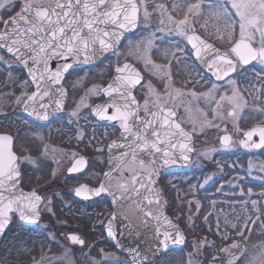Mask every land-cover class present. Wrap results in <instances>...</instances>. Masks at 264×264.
<instances>
[{
	"label": "rangeland",
	"instance_id": "374dc122",
	"mask_svg": "<svg viewBox=\"0 0 264 264\" xmlns=\"http://www.w3.org/2000/svg\"><path fill=\"white\" fill-rule=\"evenodd\" d=\"M138 1L141 5V30L135 36L126 39L125 46L118 53L108 57L101 66L76 73L70 79L73 97L66 120L69 115L75 117L78 123L76 128L69 131L68 123L65 124L63 120L52 127L34 126L18 110L17 116L13 115L5 121L0 120V130L16 132L19 129L22 135H25V141L33 145L32 151L36 156L23 150V158L27 165H31L32 170L37 166H40L41 170L43 166L45 173L53 177L50 184L40 189L45 192L46 197L41 205L43 215L38 227L29 230L18 226L16 221L7 236L3 253L9 264H130L128 258L113 248L102 236L101 223L109 213L108 208L102 203L87 207L79 206L72 200H65L66 197L71 198L70 195L65 197L61 193L60 181L65 174L62 171L61 174L54 173L50 167L52 160L59 162V166L68 164L67 162L81 150L83 145H80L79 138L82 130L87 131L89 143L99 146V151L103 152L106 139L115 135L116 130L95 127L89 117V108L100 98V88L111 76L114 64L128 57L136 59L135 62H141L148 74V80L143 85L148 106L152 107L159 103L178 111L180 122L194 134L195 151L187 172L173 171L165 178L167 183H172L176 200L180 204L186 202V209H183L185 221L190 223L193 216L191 211L194 212L197 208L200 195L222 193L221 197L211 196V199H207L205 211L208 212H204L201 218V225L204 226L208 215L214 216L215 232L220 243H215L213 239L207 237L200 241L192 239L183 250L171 252L159 263L235 264L246 249L242 243L247 242L249 247L246 255L238 264H248L253 256L264 250V225L261 216L264 189L260 191L262 194L254 193V187L259 186L254 183L264 182V153L256 156L250 145L245 147L247 141L244 138V133L250 128L264 127V98L260 100L261 91L257 90L260 87L253 91L247 87L246 93H243L238 89L239 82L235 79L224 86L211 83L210 77L206 78L198 71L186 46V35L194 28L189 22L187 26H183L182 33L177 24L186 14L188 20L190 15H198L200 29L206 34H212L222 44H226L230 39L228 25L234 26L235 35L239 36L237 25L239 16L236 8L232 6L233 0H172V7L175 9L180 6L182 8L179 12H184L182 19L178 20L170 19L169 12L158 7L162 5V0ZM148 2L153 7L152 10L147 7ZM197 3L199 10L194 14L188 13V6ZM229 7H232L231 12ZM145 8L148 12L147 17L144 15ZM225 34L226 37L223 38ZM6 61L11 64L4 58L0 61V114L16 110V106L24 101L31 90L30 83L22 73L17 74L13 68L11 70L5 68ZM171 64L173 71L184 75L183 78L178 77L176 73L172 74ZM249 72L245 79L253 80L252 88L264 82V64L257 63ZM233 111L235 115H230L229 113ZM73 112L77 115H72ZM258 120L260 121L257 122ZM58 132L67 135L69 132L75 133L74 137H71L74 142L63 149L57 145L43 143L45 134ZM224 133L232 135L229 145L220 142V136ZM222 161L227 164L230 177L228 180L215 182V179L222 175L220 167ZM103 163L102 157L98 169H101ZM235 165L238 166V173L232 171ZM99 174V170L91 172L88 178L97 180ZM240 177L252 183H244L247 186L245 191L237 184ZM188 181H193L190 190L184 186ZM76 182L69 179L67 184L72 186ZM49 186L54 189L47 190ZM64 189H68L66 185ZM233 192L237 194L235 201L222 200L225 195L234 196ZM53 194L59 199L57 203L59 211L55 208L56 204L49 203ZM241 195H245L242 200L238 199ZM253 201L256 202L255 205ZM78 212L87 219L90 232L96 236L94 242H88V235L79 228L80 225L70 223V219L62 217L63 213L72 214L74 217ZM217 219H221V226ZM48 220L53 223H49ZM241 232L243 235H239ZM72 233L78 234L83 240L82 246L70 242L69 234ZM233 243L238 244V247L232 248ZM224 248L229 251H221ZM8 256L12 260L8 259ZM237 257L239 259H236Z\"/></svg>",
	"mask_w": 264,
	"mask_h": 264
},
{
	"label": "snow or ice",
	"instance_id": "6c2138e0",
	"mask_svg": "<svg viewBox=\"0 0 264 264\" xmlns=\"http://www.w3.org/2000/svg\"><path fill=\"white\" fill-rule=\"evenodd\" d=\"M232 6L236 8L239 16V39L234 41L229 51L220 52L199 36L187 37L198 59H203L202 52L207 54L205 50L216 54L209 67H216L217 60L220 61L221 67H216L217 79L235 71L238 63L250 64L252 61H258L264 64V0H233ZM198 10V3L188 6V13L194 14ZM138 11L135 0H0V48L5 49L13 59L28 68L36 87V91L28 96V100L42 101L45 96L50 95L52 85L61 84L63 74L72 67L71 62L81 59L88 62L93 57L112 50L122 36L121 30L136 25ZM6 14L7 19L4 18ZM144 15L148 16L146 8ZM177 24L183 33V26L189 24L188 15ZM228 28L231 38L235 35L234 26L228 25ZM53 59L62 60L64 63L53 69L50 63ZM2 60L3 57H0V61ZM126 70L127 76L117 75L114 81L103 89L110 97L109 102L97 105L94 109L101 119L119 122L122 129L121 140L113 141L109 148L118 147L125 150L118 156L111 157L110 170L104 173V182L98 188L81 185L75 189V195L87 199L112 189L119 192V197L112 192L116 199H130L132 194H135L141 199L134 200L133 203L144 216L160 220L163 214L154 216L151 210L145 211L141 207V201H146L148 205L160 203L159 190L153 188L156 183L154 177L160 166L158 160H162L164 164L175 162L173 150L177 148L176 138L190 137L173 119L175 112L159 103L156 111H151L146 100L143 106L144 115H141V106L132 93L135 85L140 83L141 77L139 72L128 64L116 69L117 73ZM57 91L62 100L65 90L60 87ZM58 106L62 105L58 102ZM40 107L47 108V105L42 103ZM110 108L114 110L111 114ZM36 114L42 119L48 118L47 112ZM229 114L235 115V111ZM72 115L77 113L73 112ZM257 134L259 143L253 142L251 146L264 148V127L257 126L248 131L246 136L251 141ZM223 139L227 142L230 138L225 136ZM11 142V137L0 136V233L10 222V213L13 212L18 213L21 220L36 223L40 214L39 205L44 199L35 190L24 192L18 187V158L11 150ZM248 146L245 143V147ZM179 147L180 155L187 160L184 150L191 149L186 144H180ZM141 154H145L148 159L145 160ZM76 164L77 166L69 171L80 170L78 166L86 164V161L81 158ZM141 189L144 190L143 193ZM255 203L253 201V205ZM163 220L169 225L172 224L166 216H163ZM107 230L109 236L115 237L112 220L109 221ZM157 233L159 234V229ZM170 238L171 234L165 231L163 240L160 241L163 247L167 248L166 241ZM71 239L76 243H84L75 235L71 236ZM179 242H183L182 235L179 236ZM231 247L237 248L238 244L233 243ZM221 251L228 252L229 249L224 248ZM248 264H264V250L253 256Z\"/></svg>",
	"mask_w": 264,
	"mask_h": 264
},
{
	"label": "flooded vegetation",
	"instance_id": "af4514ba",
	"mask_svg": "<svg viewBox=\"0 0 264 264\" xmlns=\"http://www.w3.org/2000/svg\"><path fill=\"white\" fill-rule=\"evenodd\" d=\"M162 5L165 6L164 9L169 12V15L172 18V20H178L179 18L182 19L183 15H184V12H182V13L179 12L180 8H182V7L179 6V7L174 9V7H172V0H168V1L162 0ZM147 7L149 9H151V10L153 8L150 5V3H149V5ZM231 10H232V7H229V11L230 12H231ZM4 18L7 19L8 15L6 14L4 16ZM140 18H141V10H140ZM235 19H237V18H235ZM198 21H199L198 20V15L197 16H195V15H190L189 16V22H190L192 27L194 26L193 27L194 29L192 31H190L186 35V46H187V48L189 50V55H190L193 63L199 69L198 71H200L201 74L204 75V77H206V78L210 77L211 78V83H214V84L219 85V86L220 85L224 86L228 82H230V81L235 79V80H237L239 82L238 83V89L241 90L243 93H246L247 87L249 88L250 91H253L254 89L260 87L257 90L261 91L260 100L262 101V99L264 98V96L262 95V94H264V82L263 83L260 82V84L258 83L259 86L256 84V87L252 88L253 80L248 78V81H247V79H245L247 77V74L250 73L249 71L254 69L256 64L259 63L258 61H253L250 66L244 68L239 74L230 75L226 79L221 80V81H218V80L214 79L210 74L205 73L200 68V66L196 63V61L194 59V52H193V49L190 46L188 38H187L191 33L198 32L204 38H206L210 42L214 43L215 45H217V46H219V47H221L223 49L230 48L233 45L234 41L239 39V36L234 35V36H232V38H230L228 40V42L226 44H222L212 34H206L205 31L201 30L200 26H198ZM237 25H239V24H237ZM141 28H142V26L140 25V19H139V27H138V29L135 32L131 33L127 38H125L123 40L121 46L116 51L106 54L105 57L97 65L70 71L65 76V78L62 81V86H63V88H64V90L66 92V99H65L64 104L62 106L60 114H58L57 116L51 118L48 122H37V121L31 120V119H29V118H27L25 116V114L23 112V104L25 103V101L28 98V96L31 95L35 91L34 84H33L32 80L30 79V77L28 76V73H27L26 69L24 68V66L17 59H13L12 55L7 53V51L5 49L0 48L1 57H3L4 59L9 60L11 62V64H10L9 62L6 61L4 63L5 68L7 70H11L13 68V71L15 73H17V74H21L22 73L23 76H25V78L28 80V82L31 85V90L29 91L28 95L25 97L24 101L16 106V110H12L10 112H6L5 114H0V116H2L0 118V120L5 121V119H8V118H10L13 115L17 116V114H18L17 112L20 111L21 115L25 116L26 120H28V122L31 123L34 126H38V127H52V126L58 124L60 121L63 120V121H65V124H66V122L68 123L67 128L69 129V131L70 130L72 131L74 128H76L78 126V123H77L75 117L72 118L69 115V117L66 120V116L68 114V108H69V105H70L72 97H73V93H72L73 92V86H72L71 81H70L72 76L74 74H76V73H79V72H82V71H85V70H89V69H93V68L101 66L108 59V57L113 56L115 53H118L122 49V47L125 46L126 41L131 36H135V34H137L141 30ZM0 29H2V25H0ZM225 37H226V34L224 35L223 38H225ZM135 60L136 59H134V58L128 57V58H125L124 60H121L118 63L114 64L111 76L113 75L115 66L118 65V64H121V63H123L125 61H131L132 63H134L141 70V72L143 73V80L135 88L134 96H135L136 100L139 102V104L141 106V115H143L144 114L143 106H144V103H145V101L147 99V94H146L145 90L143 89V85L148 80V74L145 71V68L143 67L141 62L138 63V62H135ZM171 67H172V74L175 75V73H176L178 75V77L183 78L184 75L181 76V75H179L177 73L176 70L173 71V64H171ZM111 76H109V78L106 80L104 85L101 86V88H100V95H101L100 98H98V100L94 101L90 105L89 117L93 121L95 127H99V128L100 127L101 128L108 127L110 129H115L116 130L115 135H112L110 138L106 139V141L104 143V147H103L104 148L103 152H101L98 149L99 146H96V145H94L92 143L91 144L89 143V140L87 139L88 138L87 131L86 130H82V134H80V138H79L80 145H83L81 150L78 151L67 162L68 164H66L64 166L63 165L59 166V162H55V161L52 160V163H50L52 165H50V167L53 168V172L54 173L55 172L56 173H60L62 171L63 174H65V175H63V177H62V179L60 181L61 182V184H60L61 187L60 188L62 190L61 193L64 194L63 196H65V197H66V195H70L71 196V198L66 197L65 200H68V201L72 200V201L76 202L77 204H79V206H87V207L98 206V205H101V203H102L108 208V212L109 213L107 214V216L105 215V217L103 218L104 220L101 223L102 236L107 242H109L113 246V248H115L118 252H120L117 249V247L113 244V242L108 238L106 230H105L106 223H107V221H108V219H109V217H110V215H111V213L113 211L112 203H111L110 199L105 194H101L100 196H98L97 198H95L93 200L85 201V200H81V199L77 198L74 195V193H73V190L75 188L81 186V185H90V186H93V187H98L100 185V183H101V181L103 179V175H104V172L106 170L107 164H108V157H107V155H108L107 154L108 144L120 132V129L118 127H114V126H111V125H106V124H103L102 122L98 121L96 118H94L92 116V112H91L92 111V106L94 104H96L98 102H101V101H103L105 99V96H104L102 90H103L104 86L109 82ZM160 105L165 106V104H160ZM156 106H157V104L152 106V107H150V106H148V107L152 111V110H154L156 108ZM165 107H167V105ZM176 113H177V119L179 120L178 111H176ZM20 117L22 118V116H20ZM17 118L19 119V117H17ZM259 121L260 120H258L257 122H259ZM261 124H259V125H261ZM253 128H255V127H253ZM253 128H250V129H253ZM0 132L8 133V134H11L13 136V148H14V151L16 152V154H17L18 165H19V168H20V171H21V182H20L21 187L23 189H25V190H28V191L35 190V191L40 192L41 195L44 198L43 199V202H44L46 194H45V192L43 193L40 189H42V187L44 185L50 184L52 182L51 181L53 179L52 175L51 176L47 175L45 173V171L43 170V166H42L41 170H39L40 166H37V167H35L34 170H32L30 168L31 165H27V163L24 161V158H23L24 152H23V150L28 152V153L30 152L32 155H35V154H33L35 152L32 151L33 145L31 143H29V142L27 143V141H25V139H26L25 135H22L21 130L18 129L16 132H11V131H8V130H4V131L0 130ZM74 134L75 133L72 134V132H69V135H67L66 133L61 134V132H58V134L57 133L45 134L44 137H43V143L47 142V143H49L48 145H50V146L57 145L58 148L63 149L64 146H69V144H71L72 141L74 142V140H72V138H71V137H74ZM34 139H36V138H34ZM258 139H259L258 135H256L255 136V140H258ZM93 140L96 141L95 138H93ZM35 142L38 143V140L36 139ZM247 143H248V145H250V147L254 150L255 153H257V152H261V153L263 152L264 153V148H261L260 150L259 149L257 150V149H254L251 146V143L249 141H247ZM18 144L20 145L19 147H18ZM24 145H26L27 147H24ZM102 157H103V162L104 163H103L101 169H98V163H99V161L102 160ZM81 158H83L86 161V164H84L82 166H78L79 169H80L78 171H72V172L69 171L71 168L77 166L76 162L79 159H81ZM98 170H99L100 174H99V177H98L97 180H92V179L88 178V175L91 172L94 173L95 171L97 172ZM81 177H86V178L82 179ZM69 179H72L73 181H77V182H80V183L77 184V182H76L75 184L70 186V185L67 184V181ZM79 179H81V180L78 181ZM54 184L58 185V183H54ZM161 184H163V187H164V190H165V193H166V184L164 183V181L162 182V178H161ZM65 185L67 186L68 189H64ZM53 189L54 188H51V186H49L47 188V190H53ZM55 189H57V188H55ZM49 201H50V203L52 205H55V204L57 205L59 199H58L57 196H55V194H53V195H51V198L49 199ZM15 222H16V220H15ZM17 223L19 224L18 219H17ZM24 227L29 229V230H33V229H36L38 227V225L37 226H33V227H26V226H24ZM80 229H82L88 235V242H90V241L94 242V239H96V236H94L95 234L93 232H90L91 230H90V226L88 225V223L86 224V226H85V224L84 225H80ZM6 238H7V234L3 237L2 242L6 241ZM70 242H72V241L70 240ZM72 243L76 244V245H79V246H82V245H80L79 243H76V242H72ZM160 260L161 259H159L158 261H156L154 263H151V264H160L159 263ZM235 264H237V263H235Z\"/></svg>",
	"mask_w": 264,
	"mask_h": 264
},
{
	"label": "water",
	"instance_id": "95a60500",
	"mask_svg": "<svg viewBox=\"0 0 264 264\" xmlns=\"http://www.w3.org/2000/svg\"><path fill=\"white\" fill-rule=\"evenodd\" d=\"M135 3L137 4L138 9H139L138 19L136 21V25L134 27L129 26L127 29L121 30L122 36H121L118 44L112 50L106 51L101 55L93 57L88 62H84L82 59L79 61H75V62L70 61L72 63V67L68 70V72L63 74V79L72 70L85 68L87 66L94 65V64L98 63L107 53L116 50L119 47V45L121 44L122 40L128 34L132 33L133 31H135L138 28L139 18H140V5H139L137 0H135ZM192 35L199 36L203 41H205L207 44L212 45L213 48L218 49L220 52L229 51L230 48L232 47L231 46L228 49H222V48L218 47L217 45L213 44L212 42H210L209 40L203 38L197 32H193L189 36H192ZM189 44L192 47V43L190 41H189ZM192 49H193V47H192ZM205 51L207 52V54H205V52L201 53L203 59H198L196 57L195 50L193 49L194 58H195L196 62L199 64V66L206 73L212 75L214 77V79H216L218 81L224 80L230 75L240 73L245 67L249 66L253 62L252 61L250 64L238 63V64H236L235 71L230 72L227 76H224L222 79H217L216 67H221L220 61L217 60L216 67L210 68L209 65H210L211 61L215 58L216 54L214 52H211L210 50H205ZM50 63H51V67L53 69H55L60 64L64 63V61L53 59ZM125 64L131 65L132 68L136 69L139 72L140 77H141L140 82L142 81L143 77H142V73L140 72V70L132 62L127 61V62H124V63L117 65L115 67L114 74H113L111 80L103 89L107 88V86L114 81V79L117 75H120V76H127L128 75L127 70L123 73H117V71H116L117 67L123 68V66ZM29 66H31V62H30ZM24 68L26 69L28 76L32 80L31 76L29 75L28 68L25 66H24ZM63 79H62V81H63ZM62 81H61L60 85H52L51 90H50V95L45 96L42 101L39 99H37L36 101H29L27 98L25 103L23 104V112H24L25 116H27L28 118H30L34 121H37V122H48L51 118L60 114L62 106H63L64 101H65V96H66V92H65V95H64L63 99L61 100L60 93H59V91H57V89H59L60 87L63 88ZM33 84H34V82H33ZM137 85H135V87L132 89L133 95H134V90L137 87ZM34 87H35V84H34ZM35 91H36V87H35ZM102 92L105 95L106 99L93 106L92 114L94 117H96L101 122L106 123V124H112V125L118 126L120 128L118 121L104 120L95 114L94 109L96 108L97 105L106 104L110 100V97H108L104 93L103 90H102ZM58 102H59V105H62V106H58ZM42 103L46 104L47 108H41L40 104H42ZM165 108L171 109V108H167V107H165ZM171 110L174 111L173 109H171ZM113 111L114 110L110 108L109 114H111ZM152 111H156V108ZM43 112H47V114H48L47 119H42V118H40V116H38L36 114V113H43ZM173 119L175 120V122L180 124L181 128L184 130V132H186L188 134V137H190V139L182 137V136L176 138L175 142L177 143V148L173 150V153H174L173 159L175 162H169L167 164H164L162 160H158V164L160 166L158 167V173L154 177L156 183L153 185V188L159 190L158 191V198L160 200V203L159 204L154 203L152 205H148L146 201H141V207H143L145 209V211L151 210L154 216L160 215L162 213L163 215H162L161 219L156 220V219H153L152 217L144 216L143 212H141L140 209H138L136 207V204L133 203L134 200H140L141 199L139 197H136L135 194H132L130 199H116L113 196L112 192L116 193V197H119V192H117L115 189L101 193V194H105L110 199V201L112 203V208H113V211H112V213H111V215H110V217L106 223V226H105L106 233L108 235V230H107L108 229V223L110 220H112V230L115 233V237H112L109 235H108V237L115 244L117 249L129 258L131 264L152 263V262L156 261L157 259H159L162 255L166 254L167 252L181 248L185 244V241L187 238L184 228L177 221H175L173 219V217L168 213V211H167V199H166L165 194H164V189L160 184V176H161V172H162L163 168H165L167 170H184V169H187L189 167L191 161H192L194 151H195V144H194L195 138H194L193 133H191L187 128H185L177 120L176 112H175V117H173ZM121 131H122V129L120 128V134L110 142L109 146L112 144L113 141H120L121 140ZM246 133L244 136L247 138ZM0 136H9L12 138V136L7 134V133H0ZM225 136H228L230 138L227 142H225L223 139ZM254 137L255 136H253L252 140L250 141L251 144H253V142H254ZM231 140H232V135L230 133H224L220 137V142L223 145H229L231 143ZM256 143H259V141ZM180 144H186L187 147L191 149V151H187V149L184 150L187 157H188L187 160H185L184 157L180 155V151H181V149L179 147ZM109 146H108V150H107L108 164H107V168H106L105 172H108L110 170V167H111L110 159H111V157L118 156L121 151L125 150V149L118 148V147L110 149ZM11 150L15 154V156L17 157V154L13 150V138H12V142H11ZM141 155L145 160L148 159V157L145 154H141ZM157 156H159V154H157ZM17 163H18V160H17ZM19 172H20V170H19ZM113 175L115 176L116 173H113ZM125 175H127V173H125ZM18 179H19L18 187L20 189H22L24 192H30V191L25 190L21 187V185H20L21 175L19 176ZM104 179L105 178L103 175V179H102L101 183L104 182ZM87 186L89 188H98L100 185L98 187H93L90 185H87ZM79 187H77V188H79ZM77 188H75V189H77ZM75 189H74V194H75ZM141 192L143 193L144 190L141 189ZM37 194L42 196L39 192H37ZM76 197H78V196H76ZM97 197L98 196H90L87 199H85L83 197H78V198L81 200L90 201V200H93ZM42 202L39 205V212H40V206H41ZM13 213L17 214L21 224L28 225V226L36 225L39 222V220L41 219V212L39 214V218H38L36 223H30L28 221L21 220L18 213H16V212H13ZM10 216H11L10 222L7 224L4 231L2 233H0V242H1V239L4 235V233L6 232L7 228L9 227V225L11 223L12 213H10ZM113 216H115L114 220H113ZM163 216H166L172 222V224L171 225L167 224L163 220ZM143 221H146V223ZM172 225H175V227H173ZM157 229H159V234L157 233ZM165 231H167L171 234V238L168 241H166L167 248L163 247V245L160 243V241L163 240V233ZM73 235L79 237V235L75 234V233L69 234V238L71 241H72L71 236H73ZM180 235L183 236V242L182 243L179 242V236ZM79 239H81V238L79 237ZM72 242H74V241H72ZM80 245H82V244H80Z\"/></svg>",
	"mask_w": 264,
	"mask_h": 264
},
{
	"label": "trees",
	"instance_id": "16d2710c",
	"mask_svg": "<svg viewBox=\"0 0 264 264\" xmlns=\"http://www.w3.org/2000/svg\"><path fill=\"white\" fill-rule=\"evenodd\" d=\"M262 154H263V152L261 153V155ZM220 167H221L222 175L220 177L216 178L215 182L228 180L229 177H230V173L228 172L227 164L223 163V161H222V164H221ZM232 171H234V173L237 172L238 171V166L235 165L234 167H232ZM185 172H187V169L183 170V171H181L179 173H185ZM167 174H169V173H166L164 175V177L162 178V181H164V183L166 184V187H167V196H168V201H169L168 211L179 223H181L183 225V227H184V229H185V231L187 233V237H188L186 246L190 243V241L192 239H197V240L200 241V240H202L203 238H206V237L213 239V242L219 244L220 240H219V237L217 236V234L215 232L216 224L214 222V218H213L214 216L211 215V214H210V216L208 215L207 222L204 224V226L201 225V218L204 215V212H206V213L208 212V211H205L206 210V206H207V199H211L212 198L211 196H213V197L214 196L215 197H221L222 193L219 194V193L215 192L212 195H211V193H203L202 195H200L197 208L195 209L194 212L191 211V213H193V216L191 217L190 223H189V221L186 222L185 221V216H184L185 215V210H183V209H186L185 208L186 207L185 206L186 202H184L183 204H180V202H178V200H176V194L174 193V188L172 187V183H167L165 181V178H166ZM239 181L240 182H238L237 184L239 185V188L242 189L243 191H245L247 189V186L244 183L252 184L251 182H249L250 180L246 182V179H244L243 177H240ZM185 183H186V185H184V186L188 187L189 190L192 189L193 181H188V182H185ZM254 184L259 185V186H255L254 187V193L255 194L256 193H261L262 194V192H260V191H261V189H264V182L263 183L256 182ZM233 191H235V190H233ZM206 192H208V190H206ZM211 192H212V190H211ZM233 193H234V196H231L232 194L225 195V196L222 197V200H224V201H227V200L235 201L236 198H237V194H236V192H233ZM244 196L245 195H241V196H239L240 198H238V199L242 200V199H244ZM55 208H56L57 211H59L58 205L55 206ZM261 210H262L261 216H263L262 223L264 225V204H262V209ZM63 215L64 216H62V217H65L66 219H70V223H76V225H78V226L79 225H84V224L86 226V224H87V219L85 217H83L84 215H81L80 212H78V214L75 215L74 217L72 216V214L63 213ZM46 218H47V216H46ZM220 220L221 219H217V221L220 222V226H221L222 222ZM48 221H49V223H53V221H51V220H48ZM13 226L8 231L7 236L9 235V233L12 230ZM22 228H24V227H22ZM79 228H80V226H79ZM263 228H264V226H263ZM242 244H243V246H246L247 247L246 250H248L249 246H248L247 242H243ZM205 245H206V243H205ZM4 247H5V241L3 242L1 250H0V257L2 258V264H9V263L6 262V260L4 258V253H3L4 252ZM169 255H170V253L168 254V256ZM245 255H246V251L242 255L241 260L245 257ZM8 257H9L8 259H11L10 256H8Z\"/></svg>",
	"mask_w": 264,
	"mask_h": 264
}]
</instances>
